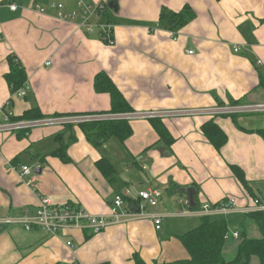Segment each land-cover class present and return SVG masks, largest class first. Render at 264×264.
Here are the masks:
<instances>
[{"label":"crops","instance_id":"0c3cea01","mask_svg":"<svg viewBox=\"0 0 264 264\" xmlns=\"http://www.w3.org/2000/svg\"><path fill=\"white\" fill-rule=\"evenodd\" d=\"M55 1L64 13L76 8L75 0H0V108L8 101L2 110L12 116L38 108L47 118L109 110V94L93 86L94 76L104 72L134 112H162L158 117L172 141L160 140L147 118L128 120L129 136H111L98 146L76 124L1 131L0 217L34 208L39 196L107 214L115 194L131 199L141 190L158 189V205L145 210L160 214L162 225L155 230L150 218H131L98 234L78 228L49 234L0 224V264H135V255L140 264H184L188 254L178 235L197 227L203 216L187 207L186 192L172 191L173 185L194 187L197 203L210 206L228 196L239 205L264 198V140L255 132L264 128L263 112L235 113L242 116L237 127L231 112L216 111L264 103V0H95L106 4L114 24L112 45L55 10L36 9ZM185 5L194 16L176 29L160 17L163 8L177 12ZM9 54L25 70L23 96L13 95L4 77ZM178 110L185 112L169 113ZM209 119L227 136L220 149L201 131ZM63 143L68 162L56 153ZM100 158L115 169L110 182L95 165ZM22 165L33 169L30 186L27 176L19 177ZM231 165L241 169L248 190ZM244 214L221 216L226 233L260 237ZM240 240L239 235L226 240L225 260L233 258ZM255 258L250 264H258Z\"/></svg>","mask_w":264,"mask_h":264},{"label":"built area","instance_id":"2783aa9c","mask_svg":"<svg viewBox=\"0 0 264 264\" xmlns=\"http://www.w3.org/2000/svg\"><path fill=\"white\" fill-rule=\"evenodd\" d=\"M75 5L76 8L69 13H64L63 4L57 1L51 2L47 7L37 5L36 9L41 13H46L48 9L55 10L57 17L71 20L78 29L83 30L85 33H96L99 40L106 45L114 44V24L107 17L106 4L102 1L95 0H75ZM10 9L15 10L16 5L10 4ZM236 50L237 48H234V51ZM188 53H192V50H189ZM46 64L48 65L49 61H47ZM22 88L13 92V95L23 96L25 91L22 90ZM8 104L9 102L6 101L5 106H8ZM4 107L0 108V132L5 130H29L45 124L59 123L60 125H64L69 123L78 125L80 122L99 119H148L150 117H158L162 114V112L158 111H132L121 114L81 113L52 116L51 118H47V116L41 119L12 120V113L2 110ZM186 111V113H191L188 110ZM216 111L220 113H225L223 111L231 113L264 112V103L230 106ZM184 112L178 110L169 113L179 115ZM31 173H33L31 167L27 165H22L20 167L19 177L27 176L25 183L28 186L33 183L32 177L29 176ZM137 196V198L128 199L126 194H115L109 205L107 214H93L71 203H55L47 196H39L38 202L34 208H25L18 214L13 213L0 217V224L20 226L25 231L39 229L49 234H57L65 228L89 229L92 234H98L109 225L122 224L131 218H150L154 229L159 230L162 225L161 215L158 213H147L145 209L158 205L162 196L161 191L158 189L141 190L138 192ZM136 204H138L139 211L134 212L131 210V206L136 207ZM189 209L193 210L195 214L199 216H226L231 213H248L254 211H259L264 216V198L256 196L251 197L248 204L239 205L235 197L228 196L217 205L210 206L208 203L202 202L198 206ZM238 235V231H234L230 233V235L226 233L224 239L227 240L229 237L237 239ZM66 245L72 246V243L67 241ZM69 264L82 263L73 261Z\"/></svg>","mask_w":264,"mask_h":264},{"label":"trees","instance_id":"16d2710c","mask_svg":"<svg viewBox=\"0 0 264 264\" xmlns=\"http://www.w3.org/2000/svg\"><path fill=\"white\" fill-rule=\"evenodd\" d=\"M193 16L194 11L188 5L183 6V8L177 12H168L163 8L160 13V17L165 18L170 25V28L173 29L182 26L186 23V21L192 19ZM7 60L9 70L4 77L11 89V92H15L25 85L26 73L24 67L14 54H9ZM93 86L95 91L106 92L109 94L111 107L109 110L88 113L121 114L134 111L127 105L116 85L104 72L97 73L94 76ZM234 104L237 103L234 102ZM55 115L56 114H52V116ZM228 115L231 117L233 123L238 127L236 118L237 114L231 113ZM44 117L47 116L42 114L38 108H32L25 110L20 116H11V119L31 120L41 119ZM148 121H150L153 127L157 130L160 140L167 144L172 141V138L169 136L168 131L161 123V119L159 117H150L148 118ZM71 125L72 124L69 123L64 124L66 127ZM78 126L82 129L87 139L94 146L101 145L111 136H115L116 138L123 140L131 134L129 121L125 118L84 121L78 123ZM201 131L209 143L216 149H220L227 140L226 134L217 124L213 122L212 119H209L202 124ZM255 132L258 133L264 140V128L256 129ZM66 146L67 144L65 143L60 144L56 150L59 158L64 162L69 161V157L65 152ZM95 165L109 182L114 179L113 175L115 173V169L106 158L98 159L95 162ZM230 169L242 186L248 190V182L246 181L241 169L235 165H231ZM181 188L183 187L173 185L170 189L173 191ZM219 203L220 202H217V204ZM244 215L245 217L250 218L256 225L260 237L248 238L244 236V234L241 233L240 235L239 233L241 240L236 248L235 255L230 260H225L222 256V248L226 242L224 235L227 232V220L225 217L221 216H203L197 227L178 235L188 254V258L184 261V264H249L253 256L257 258L258 264H264V216L259 211L248 212ZM134 259L135 264L141 263V260H139L136 255L134 256Z\"/></svg>","mask_w":264,"mask_h":264},{"label":"water","instance_id":"95a60500","mask_svg":"<svg viewBox=\"0 0 264 264\" xmlns=\"http://www.w3.org/2000/svg\"><path fill=\"white\" fill-rule=\"evenodd\" d=\"M35 171L39 172L38 169H35ZM180 190L186 192V196H187L186 205H187V207L194 208L198 205L197 201L194 199L195 192H196L194 187L187 186V187L181 188ZM131 210L134 212L139 211L138 204H136V207L131 206Z\"/></svg>","mask_w":264,"mask_h":264},{"label":"rangeland","instance_id":"374dc122","mask_svg":"<svg viewBox=\"0 0 264 264\" xmlns=\"http://www.w3.org/2000/svg\"><path fill=\"white\" fill-rule=\"evenodd\" d=\"M261 112H263V111H261ZM252 115H255V114H252ZM261 115L264 116V112L261 113ZM244 116H251V115H246V114H244ZM238 117H242V116L237 115L236 118H238ZM260 129H263V128L260 127ZM152 208H155V207H152ZM169 209H171V208H169ZM190 219L195 220V221L199 220L198 217H196V218L191 217ZM228 252H229V251H228ZM228 252H225L224 255H225L226 258H231V254L228 253ZM254 260H256V258H255ZM256 263H257V262L254 263V262L252 261L251 264H256ZM249 264H250V263H249Z\"/></svg>","mask_w":264,"mask_h":264}]
</instances>
